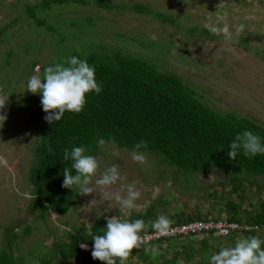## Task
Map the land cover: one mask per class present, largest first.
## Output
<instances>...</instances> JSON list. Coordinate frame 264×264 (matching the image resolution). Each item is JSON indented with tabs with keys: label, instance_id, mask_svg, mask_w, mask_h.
Masks as SVG:
<instances>
[{
	"label": "trees",
	"instance_id": "trees-1",
	"mask_svg": "<svg viewBox=\"0 0 264 264\" xmlns=\"http://www.w3.org/2000/svg\"><path fill=\"white\" fill-rule=\"evenodd\" d=\"M93 5L95 9L114 8L109 6L108 1L104 4L95 1ZM127 7L118 10L130 9ZM137 8L138 12H146L143 7ZM155 14L154 17L167 21L163 12ZM33 18L43 25L42 19ZM17 22L13 19L0 28L1 42H8L6 34ZM172 23L175 25V22ZM191 30L212 36L206 27L196 26ZM70 38L67 34L62 41L70 42ZM249 42V36L236 39L238 45L247 49L251 48ZM100 43L96 42L95 48L107 51V55L82 47L71 56L87 59L95 66L96 79L103 90L99 95H88L82 112H66L61 121L48 123L35 144L37 160L28 172L33 193L31 205L24 218L16 219L21 228L16 230L14 226L9 250L0 251V264H80V258L85 264H105L93 259L92 248H81L80 244L94 245L93 237L103 234L106 228V213H97L89 228L84 222L71 225V220L64 221L62 228L55 227V214L69 216L72 209L82 203L78 187L74 190L63 187V169L71 167V161L63 159V150L73 145H84L89 154L97 157L102 152V147L97 145L98 137L107 140L115 136L116 145L130 150L136 142L147 140L149 146L146 152L161 161L158 170L162 180L165 183L172 181L171 184L177 186L182 196H198L201 194L199 190L204 191L201 196L204 202L211 201L213 205L220 206L218 216L214 214L210 220L228 226L227 235H223L226 238L222 235L217 237L218 230L211 229L152 239L148 243V251L143 247L132 250V254L138 257L133 264H208L213 252L220 247L234 246L241 237L255 235L264 238V155L249 158L241 152L235 160L227 155L229 144L237 133L252 130L264 137V123L238 110L225 111L210 105L198 85L169 69L170 63L163 51L155 57L141 56L125 51L123 47L122 51L114 50V47L109 51L110 48L107 50ZM23 51L28 53L25 47ZM17 54L14 50L6 51L8 65V58ZM205 90L210 92L209 88ZM170 168H177L174 177L168 173ZM215 169L226 174L222 180H215L212 185L197 183V174L211 173ZM169 192L167 197L150 203L146 211L133 212L129 220L143 219L147 233H155L151 222L161 215L160 211L169 217L171 228L209 220L199 209L201 205L193 207L185 201L180 206L182 196ZM223 213L226 215L222 216ZM50 222L54 225L51 226ZM37 229H46L48 233H40L44 238L38 240L34 235ZM201 233H207L208 237L200 239L196 246V237ZM30 239V244H27L29 249H26L23 243ZM46 239H51L49 246ZM211 239L216 241L212 243ZM222 239L229 241L223 245ZM165 243L171 245L172 254L169 249H163ZM152 247L157 249L155 254L151 251Z\"/></svg>",
	"mask_w": 264,
	"mask_h": 264
},
{
	"label": "rangeland",
	"instance_id": "rangeland-1",
	"mask_svg": "<svg viewBox=\"0 0 264 264\" xmlns=\"http://www.w3.org/2000/svg\"><path fill=\"white\" fill-rule=\"evenodd\" d=\"M60 1L62 0H0V28L13 19L18 20L6 34L8 42L0 41V103L5 102L0 108V115L6 117L0 119L2 252L9 250L14 226L16 230L21 228L16 219L24 218L25 213L29 211L33 193L28 172L37 160L35 144L48 125L45 120L46 113L41 105V96L28 91L26 81L34 74L42 76L48 65L73 55L77 49L85 47L92 52L107 55V51L95 48L96 42H101L107 50L110 48L109 51L113 50L112 47L122 51L123 47L125 51L141 56L155 57L163 51L170 63L169 69L198 85L210 105L225 111L238 110L264 123V0ZM95 1L100 4L108 1L109 6L114 8L95 9ZM127 6L132 11L118 10ZM137 7H143L146 12H138ZM157 12L166 14L167 21L154 17ZM33 16L42 19L43 25ZM225 21L232 26V40L226 41L222 35L211 33L212 36H207L191 30L196 26L208 28L207 25L213 22L222 26ZM172 22H175V25ZM240 24L245 25L243 31H237ZM67 34L72 39L70 38V42H63V37H67ZM74 34L78 36L75 38ZM241 36L250 37L248 46L252 49L236 43V39L239 40ZM162 45L166 49L162 48ZM23 47L28 53L23 51ZM7 50H14L19 55L8 58L9 65L5 58ZM207 88L210 89L208 93L205 90ZM131 153L132 150L116 144L108 143L103 146L102 152L96 157L100 167L90 184L94 193L82 194V203L72 209L71 215L61 217L55 214V227L62 228L64 221L71 220V225L84 222L89 228L97 213H106L108 218L116 216L119 219H129L133 212L146 211L150 203L160 197H167L171 193L169 191L175 196H182L177 186L171 184L172 181L165 183L162 180L158 170L160 159L145 152L146 162L139 164L132 160ZM113 164L119 165L123 179L110 188H102L96 184V180ZM176 169L168 170V173L172 174L171 177L175 176ZM197 175V183L212 185L215 180H222L226 174L220 169H215L211 173ZM133 182L141 193L136 201L137 208H121L114 199L109 200L105 195V192H120L126 196L127 186ZM203 192L199 190V198L185 194L181 197L180 206L185 201L193 207L201 205L199 209L210 220L214 214L218 216L217 209L220 206L213 205L211 201L204 202L201 198ZM159 214H162V211ZM49 224L54 225L51 222ZM43 232L48 233L46 229H37L34 235L40 240L44 238L40 234ZM227 233L223 228L217 232V237L222 235L226 238L223 235ZM203 237L207 238L208 234H199L196 237V246ZM222 240L223 245L229 241ZM215 241L216 239H211L212 243ZM30 242L31 239L24 242L23 246L29 249L27 244ZM50 242L51 239H46L48 246ZM166 248L172 254L171 245L165 243L163 249ZM146 250H149L148 245ZM137 260L138 257L132 254L126 264H133Z\"/></svg>",
	"mask_w": 264,
	"mask_h": 264
},
{
	"label": "clouds",
	"instance_id": "clouds-1",
	"mask_svg": "<svg viewBox=\"0 0 264 264\" xmlns=\"http://www.w3.org/2000/svg\"><path fill=\"white\" fill-rule=\"evenodd\" d=\"M207 27L209 32L217 36L222 35L226 41L233 39L232 26L227 21L222 26L213 22ZM244 28L245 25L240 24L237 31H243ZM26 88L33 94H40L42 109L46 113L45 120L48 123L61 121L66 112H82L88 95H99L103 90L96 79L95 66L87 59L77 56L62 58L48 65L42 76H30L26 81ZM4 103H0V108ZM2 118L6 117L0 115V119ZM108 143L115 144L116 137L110 136L107 140L103 137L97 138V145L100 147ZM148 146L147 140L136 142L131 153L132 160L144 164ZM241 152L249 158L264 155V137L252 130L237 133L229 144L227 155L235 160ZM63 159L71 161V167L63 169V187L72 190L78 187L79 194L84 195L94 193V188L90 186L91 179L97 174L100 165L97 158L89 154V149L84 145L65 148ZM122 179L119 165L113 164L96 180V184L102 188H110ZM105 195L109 200L114 199L121 208L134 209L138 207L136 201L141 193L133 182L127 186L126 196L120 192H105ZM151 228L160 235H167L172 231L170 219L163 214L151 222ZM93 241V259L105 264H126L134 248H146L149 243L146 222L141 218L129 220L110 217L103 234L95 235ZM80 247L87 249L88 246L81 243ZM151 251L155 254L157 249L152 247ZM208 264H264V238L255 235L241 237L235 241L234 246L220 247L218 251L213 252Z\"/></svg>",
	"mask_w": 264,
	"mask_h": 264
},
{
	"label": "built area",
	"instance_id": "built-area-1",
	"mask_svg": "<svg viewBox=\"0 0 264 264\" xmlns=\"http://www.w3.org/2000/svg\"><path fill=\"white\" fill-rule=\"evenodd\" d=\"M235 226V225H233ZM228 226L226 225V223H222L219 221H211V220H198L195 222H191L185 225H181V226H176L172 228V231L169 232V234L167 235H160L158 233H147L149 236V241L155 238H161L163 236H169V235H178L181 233H189V232H196V231H209L211 229H217L222 230L223 228L226 229V231H228ZM236 227V226H235ZM87 248H93L94 245H88L87 244ZM80 264H85V261L80 258Z\"/></svg>",
	"mask_w": 264,
	"mask_h": 264
},
{
	"label": "crops",
	"instance_id": "crops-1",
	"mask_svg": "<svg viewBox=\"0 0 264 264\" xmlns=\"http://www.w3.org/2000/svg\"><path fill=\"white\" fill-rule=\"evenodd\" d=\"M8 25V24H7Z\"/></svg>",
	"mask_w": 264,
	"mask_h": 264
}]
</instances>
